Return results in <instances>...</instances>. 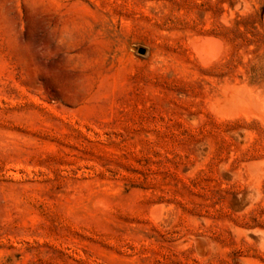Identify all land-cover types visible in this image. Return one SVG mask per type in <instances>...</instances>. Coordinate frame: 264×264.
<instances>
[{
	"label": "rangeland",
	"instance_id": "374dc122",
	"mask_svg": "<svg viewBox=\"0 0 264 264\" xmlns=\"http://www.w3.org/2000/svg\"><path fill=\"white\" fill-rule=\"evenodd\" d=\"M0 264H264V0H0Z\"/></svg>",
	"mask_w": 264,
	"mask_h": 264
},
{
	"label": "bare ground",
	"instance_id": "6f19581e",
	"mask_svg": "<svg viewBox=\"0 0 264 264\" xmlns=\"http://www.w3.org/2000/svg\"><path fill=\"white\" fill-rule=\"evenodd\" d=\"M199 58L204 64H208L214 60L218 54L223 50L222 44L216 39L212 38H197L192 42Z\"/></svg>",
	"mask_w": 264,
	"mask_h": 264
}]
</instances>
